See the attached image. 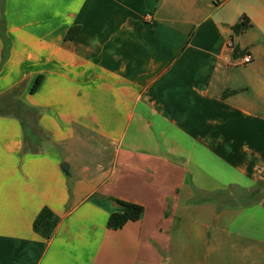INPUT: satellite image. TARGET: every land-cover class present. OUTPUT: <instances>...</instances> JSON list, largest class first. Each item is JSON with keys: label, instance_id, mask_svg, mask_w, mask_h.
Instances as JSON below:
<instances>
[{"label": "crops", "instance_id": "0c3cea01", "mask_svg": "<svg viewBox=\"0 0 264 264\" xmlns=\"http://www.w3.org/2000/svg\"><path fill=\"white\" fill-rule=\"evenodd\" d=\"M0 26V264H196L171 234L209 240L254 204L209 205L264 183V0H1ZM234 48L251 56L241 85ZM113 199L141 218L107 228ZM44 207L49 239L32 229Z\"/></svg>", "mask_w": 264, "mask_h": 264}, {"label": "rangeland", "instance_id": "374dc122", "mask_svg": "<svg viewBox=\"0 0 264 264\" xmlns=\"http://www.w3.org/2000/svg\"><path fill=\"white\" fill-rule=\"evenodd\" d=\"M236 36L233 37L235 38ZM249 67L250 66L247 64L232 67L231 74L233 76V80L237 83H240V85L245 83L242 79L244 78V74H246L245 78H249V76L251 75V72L248 70ZM245 96L249 97L248 93H245ZM214 197L221 198L226 203L238 206L251 203L254 204H252L251 207L247 206L246 211H244L240 215V217L235 222H233V226L228 227V230L219 231L214 229V225H211V237L209 240L206 239V234H204L203 231L196 233L195 230H188V232L186 233L184 232V230H181L179 234H171L174 237H178V239L180 240V258L182 263H184L183 261L188 257L194 259L196 264H202L204 260L203 257L207 256V264L211 259L218 260L220 262L219 264H242V262L240 261L241 259H247L256 256V258H261L264 264V236L263 242L261 244L262 252L261 254H257L253 249L250 248L251 242L248 238L250 236L256 235L253 232V224L248 226L245 225V220H247L248 216L252 215L253 213V218H256L258 216L260 217V213L264 217V183L258 184L257 186H254L247 190L236 188L225 189L224 191H222V193L215 194L211 198L213 199ZM259 200L261 201L262 206L258 205L259 203H255ZM209 205L214 206L211 209L212 211L214 210V217L222 209L219 207V202H217L216 200L210 202ZM217 238H219L221 241L219 243V246L216 248L215 240ZM168 254L170 255L171 259H176L173 250H170ZM164 258L167 259V256L163 257L162 259ZM166 264L171 263L168 261Z\"/></svg>", "mask_w": 264, "mask_h": 264}, {"label": "trees", "instance_id": "16d2710c", "mask_svg": "<svg viewBox=\"0 0 264 264\" xmlns=\"http://www.w3.org/2000/svg\"><path fill=\"white\" fill-rule=\"evenodd\" d=\"M225 0H216L213 1L214 6H219L221 3H223ZM136 27V24H134ZM250 27L249 19L242 15L238 22L233 24L230 29L232 31L233 35H239L246 29ZM79 31L78 26L71 27L66 35L65 39H72ZM136 31V30H135ZM138 32V31H136ZM237 55H242L243 52L240 51L238 48H234V52ZM39 83V78H37L33 85L30 88V92H34L37 88V85ZM224 96V95H223ZM0 104L2 102L0 101ZM11 106H8L10 105ZM16 105L19 107L21 105V102L19 100L16 101ZM7 107H12V103H7ZM115 202L117 208L115 211H113L108 220H107V228L111 230H117L123 227L128 222H136L138 221L142 214H143V206L135 203L125 202L117 199H113ZM58 223V217L47 207H44L40 210L37 217L34 219L32 223V229L33 231L41 236L44 239H49L51 235L53 234V231Z\"/></svg>", "mask_w": 264, "mask_h": 264}, {"label": "built area", "instance_id": "2783aa9c", "mask_svg": "<svg viewBox=\"0 0 264 264\" xmlns=\"http://www.w3.org/2000/svg\"><path fill=\"white\" fill-rule=\"evenodd\" d=\"M145 21H150L151 17L149 14L144 16ZM230 46V43L228 44ZM251 61V56L248 53H243L239 59V63L236 64H246Z\"/></svg>", "mask_w": 264, "mask_h": 264}]
</instances>
